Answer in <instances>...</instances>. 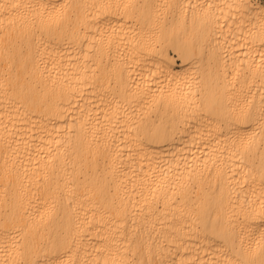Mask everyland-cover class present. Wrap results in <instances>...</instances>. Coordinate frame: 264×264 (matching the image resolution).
<instances>
[{"label":"bare ground","instance_id":"1","mask_svg":"<svg viewBox=\"0 0 264 264\" xmlns=\"http://www.w3.org/2000/svg\"><path fill=\"white\" fill-rule=\"evenodd\" d=\"M198 2L0 0V264H264V4Z\"/></svg>","mask_w":264,"mask_h":264},{"label":"rangeland","instance_id":"2","mask_svg":"<svg viewBox=\"0 0 264 264\" xmlns=\"http://www.w3.org/2000/svg\"><path fill=\"white\" fill-rule=\"evenodd\" d=\"M163 1V0H162ZM198 1H201V0H198ZM197 0H196V2L198 3V4H200L199 2H198ZM205 1V0H204ZM206 1H209V0H206ZM211 1V0H210ZM212 1H215V0H212ZM258 1V0H257ZM259 2H261V3H263L264 4V0H259ZM195 3V2H194ZM196 3V4H197ZM206 3V2H205ZM161 6L163 7V6H166L165 4L163 5V3L161 2ZM165 8H167V6L166 7H164V8H159V10L161 9V11H160V15H162V16H169V14L168 13H170V11H169V9L167 8V10H165ZM158 10V11H159ZM168 14V15H167ZM223 23V22H222ZM229 35V34H228ZM170 51V56L173 58V59H175L174 61L176 62V63H179V59L177 58V56H176V54L172 51V50H169ZM259 233H263L264 234V231L263 232H259Z\"/></svg>","mask_w":264,"mask_h":264}]
</instances>
